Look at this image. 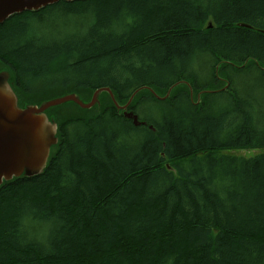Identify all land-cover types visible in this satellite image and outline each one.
I'll return each mask as SVG.
<instances>
[{"label": "trees", "instance_id": "obj_1", "mask_svg": "<svg viewBox=\"0 0 264 264\" xmlns=\"http://www.w3.org/2000/svg\"><path fill=\"white\" fill-rule=\"evenodd\" d=\"M57 11L90 28L34 29ZM0 67L21 102L159 93L129 105L140 126L107 91L48 111L46 168L0 187V264H264V0L59 1L0 24Z\"/></svg>", "mask_w": 264, "mask_h": 264}, {"label": "water", "instance_id": "obj_2", "mask_svg": "<svg viewBox=\"0 0 264 264\" xmlns=\"http://www.w3.org/2000/svg\"><path fill=\"white\" fill-rule=\"evenodd\" d=\"M54 0H0V24L15 14L26 11L39 12L52 5ZM75 1V0H74ZM220 66H217L219 75ZM14 74L7 67H0V186L12 178L33 177L45 169L52 146L58 143V123L51 108L74 103L84 110L92 109L100 103L102 92L106 90L118 110L124 112L136 126L145 124L129 105L144 90L155 93V88L142 85L136 88L129 101L121 104L109 88L95 91L90 100L75 94H58L39 102L22 99L20 101L14 87ZM229 82L222 89H227ZM170 89H173L170 88ZM218 91V90H215ZM158 96V95H157Z\"/></svg>", "mask_w": 264, "mask_h": 264}, {"label": "rangeland", "instance_id": "obj_3", "mask_svg": "<svg viewBox=\"0 0 264 264\" xmlns=\"http://www.w3.org/2000/svg\"><path fill=\"white\" fill-rule=\"evenodd\" d=\"M53 5L54 4L49 5V6H53ZM54 13H57V15L51 17L48 23L46 22V17L44 16L42 20L38 19L39 21H37L34 24V29L38 32H42L46 37H48L49 34H52L53 36L50 37L49 39H61L60 35H64V33L65 34L81 33V32L87 31L90 28L88 21H86V17L82 16L81 13H72V12H65V11H61V12L57 11ZM176 32H177V35H183V34L187 35V33L189 32V28L187 32H183V30L180 29L179 26H177ZM212 63H213V60L210 57H208V67L209 68L211 67ZM231 75L234 78H237L235 74L231 73ZM245 80L248 81V79H245ZM42 83H43V80H38L34 82L35 88H38L41 90H49V89L40 87ZM68 87H71V86H65L62 84L61 86H55L54 89L49 90V92H53V90L55 91L64 90ZM173 91L174 90L170 89L166 97L169 96ZM259 115L261 116V118H263V115L261 114ZM232 152L238 155L252 156L256 153V150L238 149V150H232Z\"/></svg>", "mask_w": 264, "mask_h": 264}, {"label": "bare ground", "instance_id": "obj_4", "mask_svg": "<svg viewBox=\"0 0 264 264\" xmlns=\"http://www.w3.org/2000/svg\"><path fill=\"white\" fill-rule=\"evenodd\" d=\"M59 1H73V0H54L52 3L53 4H55V3H57V2H59ZM110 89V88H109ZM111 90V89H110ZM104 91H106V90H104ZM111 93H112V91H110ZM69 95V94H68ZM76 95V94H75ZM76 96H78V95H76ZM79 97V96H78ZM98 105V104H97ZM96 106V105H95ZM58 107V106H57ZM55 108V107H54ZM52 109V108H51ZM151 129H154L152 126H151ZM55 146V145H54ZM54 146H52V148L54 147ZM52 148H51V150H52ZM50 154H51V151H50ZM50 154H49V157H50ZM48 161H49V159H48ZM46 168V167H45ZM44 171V170H43ZM42 173V172H41ZM40 174V173H39ZM38 175V174H37ZM14 178H12L11 180H13ZM10 180V181H11ZM5 182H8V180L7 181H5ZM4 183V182H3ZM3 185V184H2ZM1 185V186H2ZM0 186V187H1ZM38 212V211H37Z\"/></svg>", "mask_w": 264, "mask_h": 264}]
</instances>
